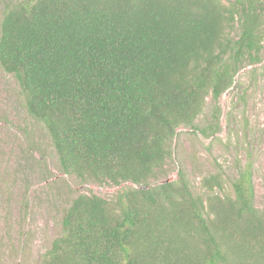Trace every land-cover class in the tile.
Wrapping results in <instances>:
<instances>
[{
    "label": "trees",
    "instance_id": "trees-1",
    "mask_svg": "<svg viewBox=\"0 0 264 264\" xmlns=\"http://www.w3.org/2000/svg\"><path fill=\"white\" fill-rule=\"evenodd\" d=\"M0 69L44 129L59 171L83 183L133 187L79 194L40 264H264V206L251 164L229 182L183 175L149 187L180 127L208 137L219 97L264 37L257 0H9ZM235 24L239 34L230 37Z\"/></svg>",
    "mask_w": 264,
    "mask_h": 264
},
{
    "label": "rangeland",
    "instance_id": "rangeland-1",
    "mask_svg": "<svg viewBox=\"0 0 264 264\" xmlns=\"http://www.w3.org/2000/svg\"><path fill=\"white\" fill-rule=\"evenodd\" d=\"M229 5L234 0H219ZM14 2V0H12ZM11 2L0 0V20ZM259 30L264 37V0H257ZM239 34L235 24L230 37ZM258 61H245L215 107L206 100L196 121L214 126L208 137L180 127L170 145L171 156L155 172L148 186L175 182L180 175L196 195H211L200 187L202 178L224 177L219 196L231 193L229 182L251 164L254 206H264V39ZM133 187L83 183L59 171L56 156L43 127L26 113L13 76L0 69V264H40L53 239L61 233V219L79 194L112 199L120 189Z\"/></svg>",
    "mask_w": 264,
    "mask_h": 264
}]
</instances>
